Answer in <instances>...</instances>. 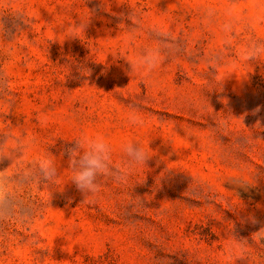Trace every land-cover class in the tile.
<instances>
[{
	"label": "rangeland",
	"instance_id": "374dc122",
	"mask_svg": "<svg viewBox=\"0 0 264 264\" xmlns=\"http://www.w3.org/2000/svg\"><path fill=\"white\" fill-rule=\"evenodd\" d=\"M96 135L150 158L84 197ZM0 264H264V0H0Z\"/></svg>",
	"mask_w": 264,
	"mask_h": 264
},
{
	"label": "clouds",
	"instance_id": "9594fccd",
	"mask_svg": "<svg viewBox=\"0 0 264 264\" xmlns=\"http://www.w3.org/2000/svg\"><path fill=\"white\" fill-rule=\"evenodd\" d=\"M261 52L259 46L252 48L249 58L256 59ZM156 60L157 55L150 53L139 61V67L145 70L151 69L155 66ZM131 66L132 70L136 67L133 64ZM129 123L133 126H143L144 121L133 113L129 117ZM122 151L125 156V167L113 168L110 164L112 149L102 135L91 138L83 136L75 140L66 153L73 170L71 183L84 197L95 195L100 189L98 183L100 177L110 175L115 182L123 183L127 179L129 170L146 164L150 158L139 142L125 143ZM37 167L48 183H53L58 177L55 165L47 158L39 161Z\"/></svg>",
	"mask_w": 264,
	"mask_h": 264
}]
</instances>
